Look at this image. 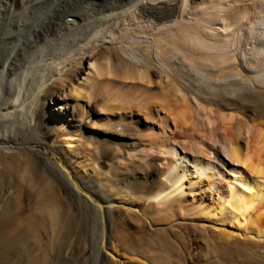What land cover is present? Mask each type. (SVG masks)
<instances>
[{
    "label": "bare ground",
    "instance_id": "bare-ground-1",
    "mask_svg": "<svg viewBox=\"0 0 264 264\" xmlns=\"http://www.w3.org/2000/svg\"><path fill=\"white\" fill-rule=\"evenodd\" d=\"M89 1L0 0V264H62L64 249L67 257L81 243L92 264H188L191 227L201 236L200 264H264V74H255L264 67V20L247 32L254 49H241L245 64L235 67L220 68L233 58L224 53L229 41L214 35L209 43L192 23L164 39L199 68L190 52H218L197 56L200 75L179 57L163 58L174 49L156 47L159 58L152 44L139 39L121 48L122 34L110 41L102 34L104 25L120 29L134 7L143 21L169 22L178 3ZM208 2L189 0L192 10ZM93 32L92 47L86 39L73 57L47 62L45 49L57 37L81 34L83 41ZM87 60L84 78L56 92ZM160 115L163 129L153 123ZM170 122L185 140L168 138ZM44 128L69 137L48 165L86 206L74 241L59 191L37 163L14 153L45 145ZM80 159L102 182L98 190L73 178L68 165ZM115 212L125 216L119 223Z\"/></svg>",
    "mask_w": 264,
    "mask_h": 264
},
{
    "label": "rangeland",
    "instance_id": "rangeland-1",
    "mask_svg": "<svg viewBox=\"0 0 264 264\" xmlns=\"http://www.w3.org/2000/svg\"><path fill=\"white\" fill-rule=\"evenodd\" d=\"M162 1H165V0L152 1V4L155 3V5H159V3ZM167 1H174V2L178 3V5H177L178 13H177L176 17H174L173 20H170L169 22L162 23L159 25L155 24L152 21H143L140 19V16L138 13L139 11L136 10V8L134 7L130 10V12H128L127 14L124 15V16L127 15L126 16L127 20H125V21L123 20L121 23H119L121 25V26L119 25L120 29H118L117 25H116L113 27L114 29L112 28V30H110V29H107L108 28L107 25L106 26L104 25V27H106V28L103 27L102 29L106 33L104 31H102V34H104L105 36L108 37V39H107L108 41L111 40L110 38L112 37V35L114 33L122 34L121 39L118 41L121 48H123V47L128 48V46L131 45L135 40L137 41L140 39L139 40L140 42L144 41V42H147L149 44H152V46L154 47V52H156L158 57L160 58V52L157 50L156 47L161 46L162 51L164 49H166V51L173 50L174 49V48L172 49L173 46L167 45L168 42L164 41V39H169L170 36L175 31L178 30L179 26L192 23L194 25H197V27L200 29L202 35L206 36L209 43L215 42L214 35H218V37H220L222 39H226L229 41L230 48L227 51H224V53L225 54L227 53V55L228 54L232 55L233 58L231 57V59H232L231 61H229V59L227 60V61H229V62H226L228 64L225 63V65H220L221 69H224L229 65H232L235 67L238 64H240L241 62L245 64L244 61L246 59H243V55L241 54V49H245V48L246 49H248V48L254 49V46L252 45V41L250 39H248L249 41L247 40V34H249L247 32H250V28L261 26L262 21L264 20V0H209L208 4L203 5L201 7H197L193 10L190 6L189 0H167ZM88 3L92 6L95 5V1H93V0L89 1ZM207 11L212 12L214 14V19H212V21L205 14ZM96 23H94V25ZM111 23H112V21L110 23H108V25ZM97 24L99 25L100 23H97ZM98 25H97V27L100 26V25L99 26ZM99 29L100 28H97V30H99ZM121 30H122V32H121ZM262 30H260V32H262V34H263ZM182 33H185V32H182ZM91 34H92V36L91 35L87 36V38H85L83 41H82L83 35L81 36V34H70V35L69 34H66V35L62 34L61 37H57L56 41L52 42V44L49 46V48H48L49 50H47V48L45 49V53L49 55V57H46L47 62L48 61L53 62L55 60L57 62L58 59L60 62V61L64 60L65 58L66 59L69 58L70 55L73 57L74 54L76 55V53H79L80 50L83 48V46L85 44L84 42L86 39H88V41H92L89 44L90 46L88 45L89 48L92 47L91 45H93V41H94V38H93L94 32ZM232 35H233V37H232ZM156 36L157 37L161 36L160 38H162V39H160L159 43L155 44V43H153L154 42L153 40H154V38H157ZM230 38L233 39V42H232V39H230ZM169 40H171V39H169ZM119 45H118V47H119ZM251 45H252V47H251ZM75 49H76V52H75ZM78 50H79V52H78ZM192 52H194V51H192ZM192 52H190V53L188 52L189 55L192 56L196 62H198V63L201 62V64L203 63V60L202 61L198 60L197 56H201V55L204 56V55H207L208 53H211L215 56H218V52L210 51L207 49L201 50L200 51L201 55H199V54L196 55L195 53H192ZM106 54L107 53H104L103 51L100 52L99 63L107 62ZM51 55H53V56H51ZM173 55L181 58L184 61H186L187 64L188 65L190 64L192 69L195 70L196 72L198 71L197 73H200V75L201 74L206 75V73L204 74V66H202L200 64V66H201L200 67L201 69H200L199 65H197L198 67L193 65L194 63L190 62L189 59L186 60L183 51H179V50L174 49L171 54L170 53H168L167 55L165 54L163 58L164 59L170 58V57L173 58ZM246 57L249 58L250 56L246 55ZM90 59H94L93 56ZM101 60L102 61L105 60V61L102 62ZM204 63H206L204 65H211L212 66V63L210 61L207 62V60H206V61H204ZM219 63L221 64V61H219ZM90 64H91L90 60H87L83 63V65L78 66L77 67L78 69L74 68L73 71L70 73V76H69L70 79L67 78L66 81H64L63 83H60L59 84L60 89L58 88V90H56V92H58L60 90H68L70 84L76 81L75 80L76 77L83 79L84 78L83 76L85 75V74H83V72L84 71L87 72V69H89ZM161 64H162V67L165 69V71L167 69V72L169 71V73H170V70H169V68L166 67L167 65L165 64V62L162 63V61H161L160 65ZM222 66H224V67H222ZM202 67H203V69H202ZM216 68H218V67H216ZM216 68H215V70H218ZM255 74L256 75L264 74V67H262L260 70H257V72ZM112 82L113 83H111V87L117 86V84H118L117 81H112ZM52 92H55V90H52ZM49 107H50V104L47 102V104L44 108V112H47ZM161 115H164V114H161ZM161 115L155 116L156 118H154L153 123H154V125H159L162 128L163 124L161 123L162 120H160V119H162L164 116H162V118H161ZM88 120L89 121H88L87 125H92V122L94 121L93 117L90 116ZM169 125L171 127L170 128L171 133H174V134H171L168 132V134H169L168 138H170L172 141L174 139H177V140L179 139V141H181V142H182V140L186 139L184 136L181 135V133L180 134L177 133V135H176V133H175L176 130H175V127L173 126L172 122H170ZM159 126H156V130H155L156 132H158V131L161 132V129L159 128ZM43 130H44L43 139L46 142L45 145L34 144V145H32V147H29V146L17 147V149L14 150V153H17L19 150H21L23 153H25L27 155L28 159H30L32 161V163H37L38 170L40 172L45 173V175L50 180V182H52V186L55 187L59 191V193L62 197V204H61L62 217H64L65 214L68 215V213H69V217L73 219L72 229H71V233L69 235L70 238L68 237V240L74 241V240L78 239V237L81 233L80 224L83 223V217H84L83 215H85V210H86L85 207L86 206L80 200V198L63 181L58 179L56 174L52 171V169L48 165L49 159H57V161L59 160L58 158H56L57 156L55 155V152L57 150L58 151H63V150L65 151L66 150V145L69 141V137H68L67 133L64 134L62 132H56L55 130H50L49 128H44ZM180 139H182V140H180ZM163 162H164V160H162L161 164H163ZM189 164H191V163H189ZM85 165H86V162H84L82 159H80L77 162L72 163V165H68V169L71 172L73 178L75 180L83 183V185L85 187H88L89 190H92V191L98 190L102 186V182L97 177L94 176L92 169H90L89 167H87ZM182 165H184V163ZM192 165L193 164H191V167H192ZM186 199L191 200V198L188 196H186ZM123 217H125V216L122 213L115 212L116 223H119V219H122ZM121 226L125 227L126 231L132 232L131 234L133 235L134 229H132L133 226L130 222L122 223ZM121 226L118 225L120 231H122V229H123ZM46 228L42 229V233H43V235H46L45 237H49L51 234L48 232L49 229L46 230L47 233L44 231V229H46ZM188 231L189 232H187V234H186V237H187L186 242H184V244H185L184 246L186 247V251H187L188 264H200V263H202V256L200 254L201 247H202V241H201L200 233L197 230L193 229L192 227L189 228ZM56 239L60 240V241L62 239L64 241L66 238H65L63 232H62V236L59 232L58 235H56ZM77 247L78 248H76V247L74 248L75 252L71 251L67 257H65L64 255L67 252L66 248L68 249L69 247H66L64 249V252H63L64 254L62 255V264H92V261L90 259L91 251L89 250V248H85L84 243L79 244ZM221 262H220V264H224L223 260ZM107 264H113V263L108 262ZM236 264H238V263H236Z\"/></svg>",
    "mask_w": 264,
    "mask_h": 264
}]
</instances>
